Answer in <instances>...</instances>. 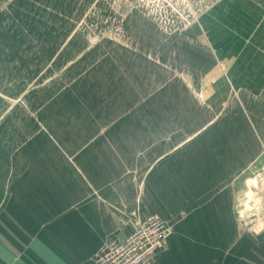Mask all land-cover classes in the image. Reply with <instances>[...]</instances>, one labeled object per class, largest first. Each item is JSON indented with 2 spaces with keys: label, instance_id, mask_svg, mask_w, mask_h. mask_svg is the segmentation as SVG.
Here are the masks:
<instances>
[{
  "label": "rangeland",
  "instance_id": "1",
  "mask_svg": "<svg viewBox=\"0 0 264 264\" xmlns=\"http://www.w3.org/2000/svg\"><path fill=\"white\" fill-rule=\"evenodd\" d=\"M216 2L0 0V188L26 166L74 172L140 216L133 193L231 114L229 64L201 26ZM256 184L240 212L264 210Z\"/></svg>",
  "mask_w": 264,
  "mask_h": 264
},
{
  "label": "crops",
  "instance_id": "2",
  "mask_svg": "<svg viewBox=\"0 0 264 264\" xmlns=\"http://www.w3.org/2000/svg\"><path fill=\"white\" fill-rule=\"evenodd\" d=\"M201 26L229 64L231 114L208 136L188 137L194 148H182L125 204L175 224L154 264H264V210H238L258 202L254 181L264 176V0H218ZM27 167L3 175L0 264H96L104 243L130 233L123 197H94L77 188L74 172Z\"/></svg>",
  "mask_w": 264,
  "mask_h": 264
},
{
  "label": "built area",
  "instance_id": "3",
  "mask_svg": "<svg viewBox=\"0 0 264 264\" xmlns=\"http://www.w3.org/2000/svg\"><path fill=\"white\" fill-rule=\"evenodd\" d=\"M128 223V236L104 243L94 256L96 264H154L162 255L172 229L158 215L134 213Z\"/></svg>",
  "mask_w": 264,
  "mask_h": 264
},
{
  "label": "bare ground",
  "instance_id": "4",
  "mask_svg": "<svg viewBox=\"0 0 264 264\" xmlns=\"http://www.w3.org/2000/svg\"><path fill=\"white\" fill-rule=\"evenodd\" d=\"M257 181V180H256ZM256 181H254V183L256 184Z\"/></svg>",
  "mask_w": 264,
  "mask_h": 264
}]
</instances>
